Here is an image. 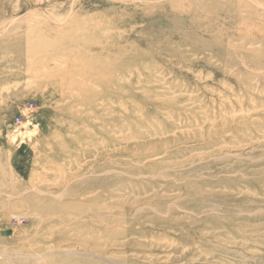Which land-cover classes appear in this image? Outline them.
Instances as JSON below:
<instances>
[{
  "label": "rangeland",
  "instance_id": "1",
  "mask_svg": "<svg viewBox=\"0 0 264 264\" xmlns=\"http://www.w3.org/2000/svg\"><path fill=\"white\" fill-rule=\"evenodd\" d=\"M0 264H264V0H0Z\"/></svg>",
  "mask_w": 264,
  "mask_h": 264
}]
</instances>
